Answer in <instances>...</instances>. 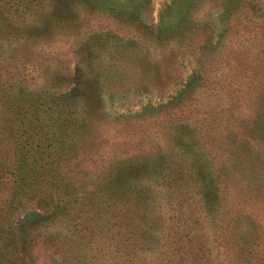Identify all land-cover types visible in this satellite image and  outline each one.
Returning a JSON list of instances; mask_svg holds the SVG:
<instances>
[{"label":"rangeland","instance_id":"rangeland-1","mask_svg":"<svg viewBox=\"0 0 264 264\" xmlns=\"http://www.w3.org/2000/svg\"><path fill=\"white\" fill-rule=\"evenodd\" d=\"M4 75L70 105L60 185L83 193L26 237L18 219L59 199L29 193L17 210L14 182L0 180V264H169L172 252V264H264V0H0ZM199 157L225 174L210 206L191 189L195 175L188 184L201 251L174 248L181 224L157 174L133 182L147 195L131 200L140 228L133 247L117 249L97 198L108 174L182 159L195 171Z\"/></svg>","mask_w":264,"mask_h":264},{"label":"trees","instance_id":"trees-1","mask_svg":"<svg viewBox=\"0 0 264 264\" xmlns=\"http://www.w3.org/2000/svg\"><path fill=\"white\" fill-rule=\"evenodd\" d=\"M65 102L67 101L61 97H51L46 93H38L36 90L24 87L17 90V78H11L10 75L1 76L0 180L14 182L17 192L12 195L17 202V210H20L25 202H30L29 193L46 194L44 197L47 198L46 200L53 202L59 199L60 202V205L56 207L57 210L49 214L30 210L18 219L17 232H22L26 237L42 226L50 227L55 223V216L65 215V210H70V207L66 205H71L75 198L77 201L83 193L82 191L77 192L76 195L73 191H64L61 189L63 185H60L63 157L69 149L73 134L72 123L77 122L70 105ZM182 146L189 148V143L184 144L183 140ZM11 153L14 157L13 161L9 155ZM200 161L199 157L192 162L191 167H195V171L192 168L190 171L184 169L185 162L182 159L178 162L179 168L176 169L166 168L168 162H164L166 165L161 170L158 169L160 168L158 164L153 171H150V165L147 164L130 167L125 171L120 170L117 176L112 172L108 174L110 180L104 181L99 186L97 198L98 203L105 208L102 212L103 220L104 217L114 220L113 235L117 236L115 238L117 249L131 247L132 241L137 238L136 229L140 228V223H137L139 221L138 205L135 202L131 203V200L136 196L145 197L147 195L145 188H141L140 191L136 190L133 182L137 179L151 178L154 174L165 179L163 186L166 188L167 197L163 199L169 205V211L172 212L170 217L173 223L179 221L181 224V226H176L178 232L173 234L174 248L178 244L192 250L198 248L199 242L195 240L200 237V234L189 231L191 221L189 216L195 211V206L190 203H195L197 200L196 196L189 192L188 184L194 180L195 175L197 183L191 189L197 190V196L200 193L199 190H202L203 202H208L210 206L217 202L222 194L220 189L223 182L220 178L225 175L219 176L220 173L216 172L213 165V170L209 167L204 170L203 166L198 164ZM186 180H188L187 183ZM44 186L48 188L45 189ZM122 196L127 197L125 201L118 200ZM198 202H201L200 198ZM92 203L94 204L95 200ZM146 234L147 232H142L141 235ZM168 238L169 236L167 240ZM174 256L172 252L169 255L170 258H167L169 264H172ZM128 261L132 262L130 259ZM202 262L203 259L198 258L193 264Z\"/></svg>","mask_w":264,"mask_h":264}]
</instances>
